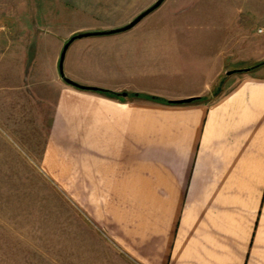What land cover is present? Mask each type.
<instances>
[{
  "label": "crops",
  "instance_id": "1",
  "mask_svg": "<svg viewBox=\"0 0 264 264\" xmlns=\"http://www.w3.org/2000/svg\"><path fill=\"white\" fill-rule=\"evenodd\" d=\"M234 24L144 18L103 62L71 54L67 78L126 96L67 84L57 55L46 80L34 68L28 96L50 107L28 145L89 223L81 264H264V64L241 71L264 52ZM93 67L106 80L74 70Z\"/></svg>",
  "mask_w": 264,
  "mask_h": 264
},
{
  "label": "rangeland",
  "instance_id": "2",
  "mask_svg": "<svg viewBox=\"0 0 264 264\" xmlns=\"http://www.w3.org/2000/svg\"><path fill=\"white\" fill-rule=\"evenodd\" d=\"M155 1L0 0V264H81L84 257L81 238L86 235L79 226L89 223L50 182L28 145L29 138L42 136L43 125L34 116L50 107L28 96L34 68L43 70L46 80L48 61L57 55V70L72 30L123 26ZM175 17L195 18L211 33L228 28L229 34L240 26L234 22L243 20L244 35L258 40V50L264 52V0H164L141 20ZM34 43L41 45L37 54L31 50ZM114 43L112 34L73 40L65 52L64 75L72 53L103 62ZM98 69L74 68L106 80L105 69ZM20 93L23 98L15 100Z\"/></svg>",
  "mask_w": 264,
  "mask_h": 264
},
{
  "label": "water",
  "instance_id": "3",
  "mask_svg": "<svg viewBox=\"0 0 264 264\" xmlns=\"http://www.w3.org/2000/svg\"><path fill=\"white\" fill-rule=\"evenodd\" d=\"M164 0H156L150 7H148L147 9H145L143 12H141L140 14H138L133 20H131L129 23L118 27V28H113V29H109V30H103V31H87V32H79L76 34H73L64 44L62 52L60 54L59 57V62H58V71H59V75L62 78V80L64 82H66L67 84H70L76 88L79 89H84V90H92L93 87L91 86H84V85H80L75 83L74 81L70 80L69 78H67L64 73H63V61H64V56H65V52L66 49L68 47V45L75 39L77 38H81V37H87V36H93V35H106V34H113V33H118V32H122L125 30L130 29L131 27H133L136 23H138L144 16H146L147 14H149L150 12H152L154 9H156L157 7H159L162 2ZM233 71H228L227 74L232 73ZM121 96H126L125 93H122ZM193 98H186V99H182V100H175V101H171L172 103H183V102H190L192 101Z\"/></svg>",
  "mask_w": 264,
  "mask_h": 264
},
{
  "label": "trees",
  "instance_id": "4",
  "mask_svg": "<svg viewBox=\"0 0 264 264\" xmlns=\"http://www.w3.org/2000/svg\"><path fill=\"white\" fill-rule=\"evenodd\" d=\"M262 64H264V61L258 62L257 64H254L252 67L247 68V69H242L241 71H246V70L248 71V70L256 68ZM92 91L99 92V93L104 94L106 96H112V97H120L121 96V94H119V93H115V92H112L110 90L100 88V87H93ZM197 99L198 98H193L192 100H197ZM169 102H171V101H169Z\"/></svg>",
  "mask_w": 264,
  "mask_h": 264
}]
</instances>
